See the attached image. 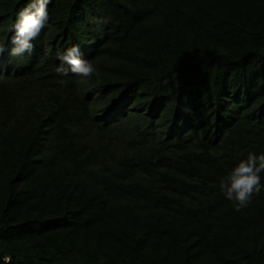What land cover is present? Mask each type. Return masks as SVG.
Segmentation results:
<instances>
[{
    "label": "trees",
    "instance_id": "1",
    "mask_svg": "<svg viewBox=\"0 0 264 264\" xmlns=\"http://www.w3.org/2000/svg\"><path fill=\"white\" fill-rule=\"evenodd\" d=\"M30 2L0 0V264H264V172L220 189L264 154V0H50L14 56Z\"/></svg>",
    "mask_w": 264,
    "mask_h": 264
},
{
    "label": "clouds",
    "instance_id": "2",
    "mask_svg": "<svg viewBox=\"0 0 264 264\" xmlns=\"http://www.w3.org/2000/svg\"><path fill=\"white\" fill-rule=\"evenodd\" d=\"M48 3L50 0H31V2L17 13L11 31L14 33L11 42L15 45L12 55L20 56L32 49V41L35 40L48 24L49 12ZM5 51L4 46H0V56ZM61 65L56 68L58 76H67L69 72L85 78L81 83L86 82L93 74H97L94 65L82 58L80 48L73 45L59 56ZM64 65H67L66 68ZM63 83V80L60 81ZM264 172V154L257 155L249 153L242 159L221 181L220 189L226 199L233 202L237 211L246 207L253 194L261 191V173ZM9 258L5 257L7 261Z\"/></svg>",
    "mask_w": 264,
    "mask_h": 264
}]
</instances>
